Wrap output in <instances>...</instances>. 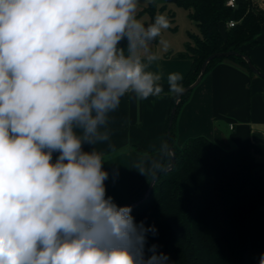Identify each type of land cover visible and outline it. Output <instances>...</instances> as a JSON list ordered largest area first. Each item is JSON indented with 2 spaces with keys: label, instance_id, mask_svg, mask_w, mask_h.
Wrapping results in <instances>:
<instances>
[{
  "label": "clouds",
  "instance_id": "1",
  "mask_svg": "<svg viewBox=\"0 0 264 264\" xmlns=\"http://www.w3.org/2000/svg\"><path fill=\"white\" fill-rule=\"evenodd\" d=\"M138 3L0 0V264H168L156 245L146 256L155 227L107 195L106 153L95 148L110 141L124 96L185 91L180 73L168 74L165 93L150 70L170 23L160 14L145 25ZM158 151L134 169L155 177L173 154L167 143Z\"/></svg>",
  "mask_w": 264,
  "mask_h": 264
},
{
  "label": "trees",
  "instance_id": "2",
  "mask_svg": "<svg viewBox=\"0 0 264 264\" xmlns=\"http://www.w3.org/2000/svg\"><path fill=\"white\" fill-rule=\"evenodd\" d=\"M225 3L226 0H176L196 27L194 33L188 34L184 51L178 54L191 60L180 82L183 87L196 79L209 55L224 51L243 54L241 45L257 43L263 11L250 0L236 2L234 8ZM152 9L150 4L144 11L154 21ZM231 19L235 23L227 27ZM169 21L173 22L172 14ZM126 44L123 40L120 47L126 48ZM224 59L253 74L240 56L233 55L210 60L204 75ZM190 92L181 96L177 104L173 98L169 111L165 137L174 153L173 167L160 173L147 197L132 207L131 215L137 223L143 221L146 228L156 229V235L147 233L146 256L151 255L147 249L156 245L157 253L168 256V264H259L264 254V163L254 158L257 148L253 144L224 150L203 136H195L177 146L175 121ZM169 162L170 157H166L164 167ZM146 188L118 205L138 200Z\"/></svg>",
  "mask_w": 264,
  "mask_h": 264
},
{
  "label": "crops",
  "instance_id": "3",
  "mask_svg": "<svg viewBox=\"0 0 264 264\" xmlns=\"http://www.w3.org/2000/svg\"><path fill=\"white\" fill-rule=\"evenodd\" d=\"M246 0H236L243 3ZM264 13V0H250ZM150 4L154 12H161L168 20L170 14L183 24V32L177 34L174 25L162 30L161 37L151 46L160 59L150 70L159 73L164 92H168L167 76L178 72L183 78L191 66V60L179 57L189 41V33L196 27L188 12L176 4V0H139L137 16L146 15L145 25L153 20L144 11ZM174 27V28H173ZM159 39L167 40L169 48L163 51ZM256 44L244 43L240 51L247 55L253 65L264 71V21L257 33ZM173 97H149L137 101L131 94L121 99L118 109L110 114L109 142L95 148L106 153L105 181L107 195L118 205L128 202L149 184L151 176H143L134 164L143 152L159 159V148L166 143V125ZM203 136L224 150L253 144L257 150L254 158L264 163V78L249 74L237 63L224 59L215 64L191 90L188 99L180 107L175 121V144L180 146L187 138ZM113 145V152L108 144ZM85 151L92 146L85 144ZM56 154H54L55 157ZM165 159V158H164ZM162 160V163L164 161Z\"/></svg>",
  "mask_w": 264,
  "mask_h": 264
},
{
  "label": "water",
  "instance_id": "4",
  "mask_svg": "<svg viewBox=\"0 0 264 264\" xmlns=\"http://www.w3.org/2000/svg\"><path fill=\"white\" fill-rule=\"evenodd\" d=\"M233 55L240 56V57L246 62V64H247L249 70H250L253 74H255V75H257V76H260V77L264 78V73H262L260 70H258V69L253 65V63L251 62L250 58H249L247 55H245V54H241V53H239V52H235V51H224V52H218V53H214V54L209 55V56L203 61L202 65H201V67H200V69H199V73H198L196 79H195L191 84H189V85H187V86H184L185 91H184V93H183L181 96H183L184 94H186L187 92H189L190 90H192V89H193V88H194V87H195V86L201 81V79H202V77H203V75H204V73H205L206 66H207V64H208V62H209L210 60H212V59L215 58V57H225V58H226V57L233 56ZM181 96H180V97H181ZM180 97L175 99V104L178 103ZM174 112H175V107H173V108L171 109V115H170L169 123L171 122V118H172ZM168 145H169L170 150L172 151V146H171V143H170L169 141H168ZM172 153H173V151H172ZM174 161H175V157H174V153H173L172 156L170 157V162H169V164H168L167 166H165V167L163 168V170H161L160 172H158V173L156 174V176L153 177V178L150 180V182H149V184L147 185V188H146L145 192L143 193L142 197L139 198L138 200H135V201L131 202L128 206H131V208H132V207L136 206L137 204H139L140 202H142V201L147 197V195L149 194V192H150V190H151V188H152V186H153L155 180H156L157 177L159 176V174L162 173V172L169 171V170L173 167Z\"/></svg>",
  "mask_w": 264,
  "mask_h": 264
},
{
  "label": "rangeland",
  "instance_id": "5",
  "mask_svg": "<svg viewBox=\"0 0 264 264\" xmlns=\"http://www.w3.org/2000/svg\"><path fill=\"white\" fill-rule=\"evenodd\" d=\"M160 14H161V12H159V11L155 12V16L160 15ZM137 18L141 19L143 23H146V22H144L145 21L144 19L146 18V15H142L140 17L137 16ZM172 24L174 25L177 34L183 32L182 31L183 30V24H182L181 21L177 20L175 16H174V20H173Z\"/></svg>",
  "mask_w": 264,
  "mask_h": 264
},
{
  "label": "built area",
  "instance_id": "6",
  "mask_svg": "<svg viewBox=\"0 0 264 264\" xmlns=\"http://www.w3.org/2000/svg\"><path fill=\"white\" fill-rule=\"evenodd\" d=\"M226 6L230 7V8H234L235 7V4H236V1L235 0H226ZM235 23L234 20H228L227 23H226V26L227 27H231L233 26Z\"/></svg>",
  "mask_w": 264,
  "mask_h": 264
}]
</instances>
